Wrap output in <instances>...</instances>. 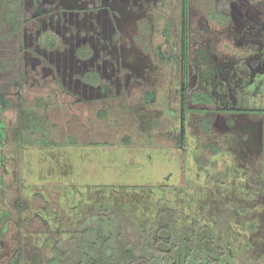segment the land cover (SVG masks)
Segmentation results:
<instances>
[{
	"label": "flooded vegetation",
	"instance_id": "af4514ba",
	"mask_svg": "<svg viewBox=\"0 0 264 264\" xmlns=\"http://www.w3.org/2000/svg\"><path fill=\"white\" fill-rule=\"evenodd\" d=\"M62 94L106 112L119 101L138 125L146 107L159 120L149 135L193 155L219 192L235 184L213 224L245 217L264 232V0H0V168L21 106L55 135Z\"/></svg>",
	"mask_w": 264,
	"mask_h": 264
},
{
	"label": "rangeland",
	"instance_id": "374dc122",
	"mask_svg": "<svg viewBox=\"0 0 264 264\" xmlns=\"http://www.w3.org/2000/svg\"><path fill=\"white\" fill-rule=\"evenodd\" d=\"M43 92L28 90L25 98L32 102ZM118 102L109 106L111 111L102 118L100 114L106 104L76 102L62 94L55 104L57 111H51V116L59 125L53 138L64 143L63 146L18 147L9 140V147L2 153L7 167L0 168V243L3 247L0 263L20 243L25 247L41 246L51 243L47 239L56 237L59 226L70 229V221L75 227L82 226L100 204L124 208L143 219H155L164 197L159 187L168 186L171 190L178 187L187 193L185 197L168 189L169 202L164 201L162 206L178 202L175 206L182 208L188 197L183 211L199 212L208 203L211 209L202 215V224L213 225L214 207L219 201L236 200L233 182L219 192L208 182L193 155L187 156L174 147L173 140L165 133H142L130 109H122ZM71 139L77 144L71 143ZM189 143L191 146L192 141ZM216 161L222 163L223 158L218 157ZM191 196L198 201L190 202ZM17 199L26 202L29 209L19 212L14 205ZM194 203L202 207L196 209ZM75 206L79 208L74 209ZM259 207L263 203L257 200L254 208ZM38 213L44 214L42 219ZM220 218L219 231L215 234L217 243L235 245L234 264H264V243H250V239L264 240L262 229L251 230L243 223L245 217L234 223L226 221L224 215ZM43 219L49 223L48 227ZM228 226L233 230L228 231Z\"/></svg>",
	"mask_w": 264,
	"mask_h": 264
},
{
	"label": "trees",
	"instance_id": "16d2710c",
	"mask_svg": "<svg viewBox=\"0 0 264 264\" xmlns=\"http://www.w3.org/2000/svg\"><path fill=\"white\" fill-rule=\"evenodd\" d=\"M134 112L139 119V129L144 134H150L159 126L157 116L146 107L138 106ZM106 113L103 111L100 116L106 118ZM34 117L32 112L21 106L19 125L12 137L16 145H64L53 138L51 129L56 126L47 116L44 124L34 121L37 119ZM40 133L41 139H36ZM71 143L77 144V141L71 139ZM211 183L218 186L220 181L213 180ZM168 189L171 190L168 186L158 188L164 197L155 219H143L124 211V208L100 204L95 212L89 213L87 222L82 226L75 227L72 221L69 222L70 229L59 226L55 231L56 237L47 239L51 243L45 242L41 246L25 247L20 243L15 252L0 264H234L235 245L217 243L215 234L219 227L202 224L203 217L198 211H183L188 197L182 208L175 206L178 202L162 206L164 201H168ZM149 190L152 192L153 188ZM171 191L185 197L187 194L185 189L178 187ZM190 200L198 201L193 196ZM14 205L19 212L29 209V205L21 199H17ZM199 207H202L201 204L196 203L195 208ZM203 207L211 209L206 202ZM37 216L42 219L44 214L38 213ZM198 216L200 219H197ZM43 222L49 226L46 219ZM2 252L0 243V259H3Z\"/></svg>",
	"mask_w": 264,
	"mask_h": 264
},
{
	"label": "clouds",
	"instance_id": "9594fccd",
	"mask_svg": "<svg viewBox=\"0 0 264 264\" xmlns=\"http://www.w3.org/2000/svg\"><path fill=\"white\" fill-rule=\"evenodd\" d=\"M220 49L221 51L228 53L231 51L232 49V45L229 41H224L221 45H220Z\"/></svg>",
	"mask_w": 264,
	"mask_h": 264
}]
</instances>
